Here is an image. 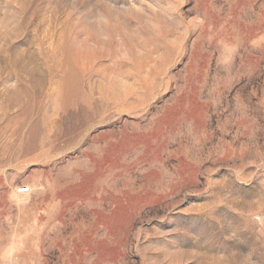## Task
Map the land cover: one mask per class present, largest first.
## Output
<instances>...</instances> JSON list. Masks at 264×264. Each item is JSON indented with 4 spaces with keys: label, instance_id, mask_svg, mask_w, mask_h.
Listing matches in <instances>:
<instances>
[{
    "label": "rangeland",
    "instance_id": "rangeland-1",
    "mask_svg": "<svg viewBox=\"0 0 264 264\" xmlns=\"http://www.w3.org/2000/svg\"><path fill=\"white\" fill-rule=\"evenodd\" d=\"M0 264H264V0H0Z\"/></svg>",
    "mask_w": 264,
    "mask_h": 264
},
{
    "label": "built area",
    "instance_id": "built-area-1",
    "mask_svg": "<svg viewBox=\"0 0 264 264\" xmlns=\"http://www.w3.org/2000/svg\"><path fill=\"white\" fill-rule=\"evenodd\" d=\"M25 191H27V190H25V189H22V190H21V192H25Z\"/></svg>",
    "mask_w": 264,
    "mask_h": 264
},
{
    "label": "bare ground",
    "instance_id": "bare-ground-1",
    "mask_svg": "<svg viewBox=\"0 0 264 264\" xmlns=\"http://www.w3.org/2000/svg\"><path fill=\"white\" fill-rule=\"evenodd\" d=\"M146 34H147V32H146ZM113 57H114V56H113ZM113 57H112V58H113ZM111 61H112V59H111ZM12 67H13V66H12ZM28 190H29V189H28Z\"/></svg>",
    "mask_w": 264,
    "mask_h": 264
}]
</instances>
